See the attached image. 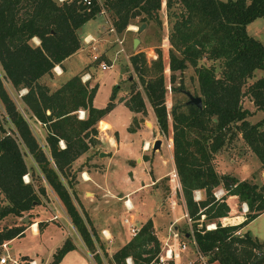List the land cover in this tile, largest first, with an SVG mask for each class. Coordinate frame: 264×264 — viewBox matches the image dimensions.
<instances>
[{"label":"trees","instance_id":"16d2710c","mask_svg":"<svg viewBox=\"0 0 264 264\" xmlns=\"http://www.w3.org/2000/svg\"><path fill=\"white\" fill-rule=\"evenodd\" d=\"M162 6L169 24L165 39L170 45L166 66L170 91L183 90L182 84L175 85V73L191 66L201 107L175 102L166 109L160 50L150 64L142 51L130 54L128 61L159 131L166 134L170 129L172 163L192 224L187 237L207 264H264V241L248 231L236 234L264 211V177L259 185L239 180L219 174L212 163L238 133L264 171V117L251 123L247 118L252 113L241 104L247 95L256 110L264 111V74L247 85L255 70L264 72V47L246 30L254 19L264 20V0H91L88 6L79 0H0V193L5 201L0 219L29 212L46 195L47 185L95 263L103 264L95 248L96 230L79 210L72 164L98 144V122L114 107L118 85L111 87L105 106L97 108L93 105L97 83L90 85V76L85 82L80 78L100 63V57L59 84L53 69L81 48L78 28L101 9L110 15L115 32L122 33L135 19L137 26L149 21L160 25ZM202 58L219 62V75L215 66L199 64ZM146 73L151 75L145 78ZM124 104L131 112L145 114L144 98L132 86ZM77 110L83 111L82 119ZM218 186L224 194L215 198L213 189ZM196 190L203 191L198 201L193 200ZM229 196L247 206L237 224L219 222L229 213L225 201ZM209 224L214 227L206 229ZM25 229L2 227L0 244L18 238ZM61 245L47 264H57L74 247L68 239ZM160 248L147 219L106 264H127L126 258L131 264H157Z\"/></svg>","mask_w":264,"mask_h":264},{"label":"rangeland","instance_id":"374dc122","mask_svg":"<svg viewBox=\"0 0 264 264\" xmlns=\"http://www.w3.org/2000/svg\"><path fill=\"white\" fill-rule=\"evenodd\" d=\"M99 3L101 0H98ZM225 1V0H222ZM104 9V8H103ZM159 19L161 21L160 25L154 24V22L149 21L147 24L139 31V27L137 26V20L135 19L132 21L133 23L126 26V28L122 31V33H116L117 37L122 40V49H126L127 52L124 56V52L121 51V46L117 45L115 42V36L111 32L110 36H108V33L104 32V35L106 36V39H111L112 43L114 42L116 44L117 50L119 49V55L116 57V63L117 65H109V67L105 70H101L99 67V64L94 67V82L91 81L90 85H93L97 83V91L94 96L93 104L94 106H102L105 104L106 100L108 99V95L111 91V87L113 85H118V90L115 93V98L118 95H122L123 97L128 95L130 86L137 89L141 96L144 98L145 102V114L137 113L136 116L133 118L135 121H131L130 123V129H133L137 126V123L140 122L142 125V130L147 131L150 129V132L152 133V140L149 143L148 152H152L151 146L154 140L159 139L162 141L161 147H159L158 150L153 151V154L156 155L159 154L160 158H166V168L169 170V175L165 176L158 182L160 185V188H162V195H168L172 193L175 197V205H171L170 201L164 202L163 207L161 208L160 212L158 211L156 213L155 221H158L159 224H162L164 226L167 225L168 221H172L173 218L168 217L167 211L170 212V215L173 214V212H177V209H182V205H180V195H179V184L177 175L175 172L174 167L172 166V151H171V139H170V129H167L166 134L159 131L158 126L156 124L155 116L152 113V110L147 102L146 97L144 96L143 89L139 84V79L137 78V73L133 71V69L130 66V61H128V54L131 52H143L145 60L148 64H150L151 61H153L156 58V51L161 52V60L163 61V75L165 78V84H166V93H165V105L166 109L170 110V107L173 103L177 102H185L187 100V96H185L184 91H188L191 95L197 96L198 93V82L197 77L195 76L194 69L191 66H188L185 70L182 72H176L175 78L176 82L175 85H178L179 83L183 85V90L178 92H172L170 91V84H169V78H168V70H167V49L170 47L169 43L165 39V36L169 29V24L166 23V17H165V8L164 6L161 7V9L158 12ZM109 21L111 23V17L108 14L106 10H104L103 14L97 15V18L89 19L85 21L84 24L81 25V27L78 28L77 33L82 39L83 43V36L86 34V31L97 29L100 24L105 23L106 28L109 26L106 24L105 21ZM108 30V29H106ZM247 33L251 36H253L255 39H258L263 47H264V20L261 18H256L250 24L246 27ZM115 31V30H114ZM108 32V31H106ZM104 37V36H103ZM137 38L139 40V44L133 48L132 47V39ZM81 46V48L72 55L68 61L66 62V68L68 75H65L64 79L66 80L69 78L70 75L73 73L78 72L80 69H82L84 66H86L87 63H89L90 56L89 51L90 47L88 48L87 45ZM96 47V53H99L100 45H94ZM129 52V53H128ZM130 55V54H129ZM155 56V57H152ZM108 63L106 60L103 61ZM199 64L205 65V66H215V74L219 75L220 72V63L217 61H210L207 59L202 58V60L199 61ZM264 74L261 70H255L253 77L247 81V85L251 84L252 81H254L256 78L262 76ZM151 73H146L144 76L145 78L147 76H150ZM88 75L83 76V78H87ZM82 78V79H83ZM56 79V78H55ZM45 82L52 84L51 81L48 79H45ZM53 85V84H52ZM119 91H121L119 93ZM242 107L247 109L249 112H251V116L247 118L248 121L255 122L257 120H260L264 117V111L262 110H256L252 101L250 100L249 96H244L241 99ZM77 114V113H76ZM132 119V120H133ZM152 122V123H151ZM104 123V122H102ZM101 124V121L99 122V126ZM97 127V134L98 131H101V129ZM7 125L5 124V128ZM38 134V131H37ZM39 135V134H38ZM170 145V148H169ZM94 148V147H93ZM91 157L93 159H91ZM91 157L87 159H80V161H77V163H73L72 170H75L77 173L75 175V184H74V190L77 194V201L79 204V210L83 211L87 218L89 219L88 213L92 212L97 216L95 218L96 220V227L100 228L104 224H109L110 226L115 227L116 230L121 231L124 233V236L128 238L131 237V234L128 230V226L123 224L122 220L126 217H129V215H133V225L138 227L139 220L136 217L135 211H127L120 205V202L115 201H108L105 205L99 206V201L97 197L99 194L96 193L95 198H93V195L91 193V189L87 187L80 186L78 184V180H81V174L80 172H77L80 168L86 169L89 171V169L94 170H101L104 165L102 164V160L104 157L100 158L98 157L97 153H94L91 155ZM213 167L215 168L216 172L219 174H229L234 177H237L239 180H248L251 182H255L256 184H261L262 178L264 177V171L262 170V167H260V163L258 159L256 158L255 154L251 152L250 149L247 148L245 143L243 142L240 134L236 133L233 140L226 144L223 148L220 149V151L217 152V154L214 156V159L212 161ZM86 176V175H85ZM79 178V179H78ZM29 180V177H27ZM178 185V186H177ZM45 191L46 195L40 197V203L35 205L31 208L29 212H25L22 217H14L11 215L5 216L0 219V229L2 227H9L13 225H23L25 226L24 233L21 236H18V238H14L11 241L6 243V249L0 247V255L2 254H8L9 257L14 259H20L23 264L26 263L29 260H34L36 264H47L52 259V254L55 253V251L61 247L63 241L65 239H68L72 245H74L73 249L66 252L61 259L57 262V264H96L93 258L92 253L90 254L84 244L82 243L80 236L78 235L76 229L71 225L70 219L65 211L63 209V206L61 202L59 201L58 197L56 196L54 191H51L50 188L45 185ZM88 193V194H85ZM104 192V191H103ZM103 194V193H102ZM104 194H107L104 192ZM141 195H144L146 198L154 199L155 196L151 194L148 189H144L142 192H140ZM222 194H224V191L221 187H217L213 189V195L215 198L220 197ZM195 196V198H194ZM203 196V191L202 195ZM90 198L92 200H90ZM199 198L197 194L193 192V200L198 201ZM127 200V197L125 198ZM196 199V200H195ZM90 200V201H89ZM97 200V201H96ZM226 201V200H225ZM236 208H234L235 212H243V209H246L245 212H243V217L246 214L247 206H241L240 203L235 199ZM5 201L0 193V206L4 204ZM151 202H148L150 205ZM231 204V203H230ZM81 208V209H80ZM172 208V209H171ZM174 209V211H173ZM91 213V214H92ZM176 213H174L175 215ZM93 216V215H92ZM24 217H27V221H23ZM94 217V216H93ZM178 228L181 233L180 238L178 239V242H185V244L188 246V244L191 242V239L187 236L192 231V224L191 220H187V214L185 213L178 215ZM227 217H231L228 213ZM137 220V221H136ZM39 222V228L36 224V230H38V233L34 232L33 228L31 227L32 223ZM219 222H231V219H221L219 218ZM31 223V224H30ZM31 225V226H30ZM30 226V227H29ZM207 226V225H206ZM205 226V227H206ZM199 227V226H198ZM214 225L209 224L208 228H213ZM207 229V228H206ZM246 230L249 232L250 236L252 238H256L259 241H264V211L255 217V219L251 220L248 226L246 227ZM36 234H34V233ZM187 232V233H185ZM243 233V232H242ZM184 234H187L186 236ZM100 234H97V242L96 244V252L98 253L101 261L103 264H106L107 260L110 259L111 254L120 247V244H117L115 240H111L109 242H105L104 238L102 236H99ZM189 241V242H188ZM168 243L171 244L172 249L179 250L177 244L174 241L168 240ZM166 242V243H167ZM167 245H165V242H161V248L160 251ZM194 245L192 244V247L187 248V252L185 251V254H191L187 258H183V256L179 257V260L177 259L175 262L172 261V264H200L202 261L206 263V257L202 254L196 253V250L194 249ZM176 255H183L184 251L180 254L175 253Z\"/></svg>","mask_w":264,"mask_h":264},{"label":"crops","instance_id":"0c3cea01","mask_svg":"<svg viewBox=\"0 0 264 264\" xmlns=\"http://www.w3.org/2000/svg\"><path fill=\"white\" fill-rule=\"evenodd\" d=\"M96 18L97 16L93 17L92 19L95 20ZM108 27L106 28L105 23L103 24L101 23L100 28L98 26L97 29L86 31V34L83 36V38L89 39V37H91L93 39L92 42L88 44H84L85 46L87 45L88 48L90 47L89 63L93 61L91 59V55L95 54L101 58L99 62H103L106 60L108 63L103 62L104 64L106 63L109 65H117L115 60L116 57L119 55L118 53L119 49L117 50L116 44L114 42L112 43L111 39H106V36L104 35L105 32L108 33V36H110L111 32L106 30L108 29ZM114 36L116 39L117 35L114 34ZM95 44L100 45L101 48L98 54L96 53L97 49L94 46ZM91 46L95 47V51L91 49ZM76 52L72 53L66 59H64L61 62V65H56L54 67L53 79L54 81L57 82V84L63 82L64 80L61 79L67 77L65 75H68L67 73L69 72H67L66 62ZM122 52H124V56H125L127 50L123 49ZM129 54H131V52ZM93 70L94 67H90L82 75V76L88 75V77L90 76L89 79L90 83L91 81L94 82ZM120 92L121 91H119V93ZM125 98L127 97L126 96L123 97L122 95L116 96L114 107L109 112H107L106 115H104V117L100 120L101 122L107 123L108 127L105 130L101 129V131H98L97 134L98 144L94 148H90L87 152H85V154L81 155L73 162V163H77V161H80V159L82 158L87 159L91 157V155L94 153H97L98 157L100 158L104 157L102 160V164L104 165V167L99 171L94 170L92 168L89 169V171L86 169H81V168L79 169L78 172H80L81 174V180H78V184L80 186L91 189L92 190L91 193L94 199H96L95 198L96 193L99 194L97 197L98 200L100 199L99 206L105 205L106 203H108V201L110 202L115 201V202H120V205L124 207L123 202L126 200L125 198L127 197L132 207L131 210L135 211L136 217L139 220L138 228H140L141 224H143L145 220L150 219L153 224V232L160 242L166 243L168 240H171L174 241L179 247V245H182L183 243L185 244V242L183 241L178 242V239L180 238L181 235L178 228V218H179L178 215L179 213L183 215L186 213L181 190L179 188L180 190L179 200L183 210L181 211V209H177V212L176 211L173 212L172 215H170V212L167 211L168 217L170 218L172 217L173 220L168 221L166 226H164L165 224L164 225L159 224L158 221H155V217H156L155 215L158 211L160 212L161 208L164 205V202L170 201L171 205L177 206L175 205L174 195L172 193L166 196L162 195V188H160V185L158 184V182L162 180L163 177L169 175V171H168L169 169L166 168L167 161L166 158L165 159L160 158L159 154L157 155L155 153L153 154V151L148 152L149 143L152 140V133L150 132V129L147 131L142 130V125L140 122H138L137 126L134 127L133 129L129 128L132 119L136 116L137 113L128 110V108L124 104ZM105 104L102 106H95V107L101 108L105 106ZM161 145H162V141H161ZM101 153H103L104 156H100ZM91 159L93 158L91 157ZM85 175L87 178H85ZM144 189H148V191L151 194H153L155 198L149 199L146 198L144 195H141L140 192H142ZM103 191L106 192L107 194H104ZM194 193L197 194L199 198L202 195L201 190H196L194 191ZM85 194L88 193L85 192ZM235 199H236L235 196H229L226 198V203L229 205V209H230L229 214L231 217L229 218L226 216L224 218L226 220L231 219V222H225V223L221 222V223L237 224L241 220H243V212H245L246 209H243V212H235L234 208H236L237 205L235 204L236 202ZM90 200L92 199L90 198ZM148 202H151L150 205L148 204ZM245 205L246 204L241 203L242 208ZM178 207L179 205L177 206V208ZM91 213L92 212L88 213L90 217L89 220L91 222V225L96 230V233L100 234L99 236L100 237L102 236V238H104L106 243L111 240H115L116 242H118L117 244H120V246L125 244V242L128 240L129 234L127 237H125L124 233L116 230L115 227L113 228V226H110L109 224L102 225V227L99 230V228L95 226L96 225L95 218L97 216ZM174 213L176 214L174 215ZM131 216L133 218V215ZM34 224L36 225L37 222H34ZM248 224L240 228L238 230L239 233L247 231L246 227L248 226ZM36 231L34 232L38 233V230ZM192 244L193 242H190L188 246L185 244L183 250L180 249L175 251L173 250V255H176L175 253L180 254L183 251L184 254L174 257L172 261L175 262L177 259L179 260L180 256H183L184 259L190 256L191 254H185V251L187 252L188 250L187 248L192 247ZM194 249L196 250V247ZM196 253H198L197 250Z\"/></svg>","mask_w":264,"mask_h":264},{"label":"built area","instance_id":"2783aa9c","mask_svg":"<svg viewBox=\"0 0 264 264\" xmlns=\"http://www.w3.org/2000/svg\"><path fill=\"white\" fill-rule=\"evenodd\" d=\"M58 2H61V1H63V0H57ZM79 2H80V4H82V5H86V6H88V5H90V3H91V0H79ZM104 10L105 9H101V11H100V13L99 14H103L104 13ZM106 23H107V25H109V27H108V31L109 32H112V33H114L115 34V31H114V27H113V25H111V23L107 20V21H105ZM92 38L91 37H89V39H87V38H84L83 39V43L84 44H88V43H90V42H92ZM115 42L117 43V44H119V46H121V51H123V49H122V40L121 39H119V38H117L116 37V39H115ZM91 49L93 50V51H95V47L94 46H91ZM152 57H155V56H152ZM91 59L93 60V61H95V60H97L98 59V56L97 55H95V54H92L91 55ZM99 66H100V69L101 70H105V69H107L108 67H109V65L108 64H104L103 62H100L99 63ZM83 76H81V80H82V82H85L86 81V79L85 78H83ZM77 117L79 118V119H82L83 118V111L82 110H77ZM23 180L25 181V182H27L28 181V179H27V175H24L23 176ZM178 186V185H177ZM180 188V187H179ZM194 198H195V196H194ZM197 199H199V198H197ZM196 200V199H195ZM127 201H128V199L127 200H125L124 202H123V206L125 207V209H126V212L127 211H130L131 209H132V207L131 208H128V207H126V203H127ZM129 217H130V219L127 217H125L123 220H122V222H123V224H125V225H127L128 226V230H129V232H130V234H131V236H134L137 232H138V230H139V228L138 227H136L135 225H133V218H132V216L131 215H129ZM187 220L188 221H190V219L187 217ZM221 223V222H220ZM223 224V223H222ZM206 228H207V226H206ZM208 229V228H207ZM192 233V231L189 233V234H191ZM237 233H239V231H237L236 232V234ZM191 242H192V240H191ZM6 243L7 242H3V243H1L0 244V247H2V248H4V249H6ZM193 244H194V242H193ZM165 245H167V246H165L158 254H157V256H156V263L157 264H167V262L169 261V260H172V259H174V257H177L178 255H173V249H172V247H171V244L170 243H165ZM185 247V244L183 243L182 245H179V247H178V249H180V250H183V248ZM178 254V253H177ZM26 263H28V264H36L35 263V261L34 260H29V261H27ZM126 263L127 264H131L130 263V260H129V258H126ZM0 264H23V262L20 260V259H14V258H11V257H9L8 256V254L6 253V254H2V255H0ZM200 264H205L203 261L200 263Z\"/></svg>","mask_w":264,"mask_h":264},{"label":"water","instance_id":"95a60500","mask_svg":"<svg viewBox=\"0 0 264 264\" xmlns=\"http://www.w3.org/2000/svg\"><path fill=\"white\" fill-rule=\"evenodd\" d=\"M144 26H145V24L141 23V25L139 27V31ZM131 43H132V47L135 48L139 44V40L137 38H133ZM184 94H185V96H187V100L184 102L186 105H192L196 108L201 107L202 100H201L200 95L193 96L188 91H184ZM160 145H161V140H159V139L154 140V142L152 143V146H151V150L155 152V150L159 149ZM100 156H104L103 153H101ZM23 219H24L23 221H27V217H24Z\"/></svg>","mask_w":264,"mask_h":264},{"label":"bare ground","instance_id":"6f19581e","mask_svg":"<svg viewBox=\"0 0 264 264\" xmlns=\"http://www.w3.org/2000/svg\"><path fill=\"white\" fill-rule=\"evenodd\" d=\"M99 127H100V129L105 130L108 127V124L101 122V124H100ZM85 178H87V177L85 176ZM126 207L131 208V205H130V201L129 200L126 203ZM31 227L33 228L34 231H36V225L35 224L32 225ZM207 228H208V226H207Z\"/></svg>","mask_w":264,"mask_h":264}]
</instances>
